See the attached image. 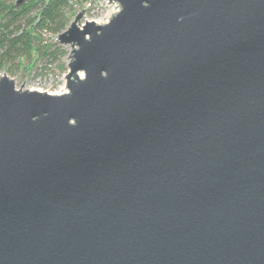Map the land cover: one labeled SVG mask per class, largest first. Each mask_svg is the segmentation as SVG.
I'll use <instances>...</instances> for the list:
<instances>
[{
	"label": "water",
	"instance_id": "water-1",
	"mask_svg": "<svg viewBox=\"0 0 264 264\" xmlns=\"http://www.w3.org/2000/svg\"><path fill=\"white\" fill-rule=\"evenodd\" d=\"M115 1L0 77V264H264V0Z\"/></svg>",
	"mask_w": 264,
	"mask_h": 264
},
{
	"label": "trees",
	"instance_id": "trees-1",
	"mask_svg": "<svg viewBox=\"0 0 264 264\" xmlns=\"http://www.w3.org/2000/svg\"><path fill=\"white\" fill-rule=\"evenodd\" d=\"M84 1L91 0H0V72L59 61L65 50L58 36Z\"/></svg>",
	"mask_w": 264,
	"mask_h": 264
},
{
	"label": "rangeland",
	"instance_id": "rangeland-1",
	"mask_svg": "<svg viewBox=\"0 0 264 264\" xmlns=\"http://www.w3.org/2000/svg\"><path fill=\"white\" fill-rule=\"evenodd\" d=\"M109 2L110 0H91L75 4L71 22L75 20V17L83 9H85V13L79 21V26L84 25L87 21H95L99 24L109 22L121 8L118 1L112 0L114 3ZM88 4L90 5L88 6ZM62 46L65 50V55L59 61L53 64L45 63L46 65L37 63L32 68H20L15 74L0 72V77L8 75L15 81L16 87L23 90H37L49 94L67 92L66 74L68 72V64L71 61L72 51L76 47H72L70 44ZM22 84L24 85L22 86Z\"/></svg>",
	"mask_w": 264,
	"mask_h": 264
},
{
	"label": "bare ground",
	"instance_id": "bare-ground-1",
	"mask_svg": "<svg viewBox=\"0 0 264 264\" xmlns=\"http://www.w3.org/2000/svg\"><path fill=\"white\" fill-rule=\"evenodd\" d=\"M81 76H82V74H81ZM53 95H58V94H53Z\"/></svg>",
	"mask_w": 264,
	"mask_h": 264
}]
</instances>
